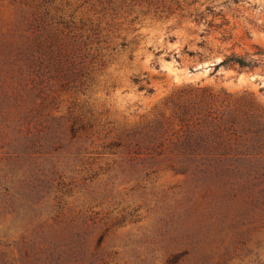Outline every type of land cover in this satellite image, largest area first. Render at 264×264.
Returning a JSON list of instances; mask_svg holds the SVG:
<instances>
[{
  "label": "rangeland",
  "instance_id": "1",
  "mask_svg": "<svg viewBox=\"0 0 264 264\" xmlns=\"http://www.w3.org/2000/svg\"><path fill=\"white\" fill-rule=\"evenodd\" d=\"M258 49L264 0H0V264H264Z\"/></svg>",
  "mask_w": 264,
  "mask_h": 264
},
{
  "label": "trees",
  "instance_id": "2",
  "mask_svg": "<svg viewBox=\"0 0 264 264\" xmlns=\"http://www.w3.org/2000/svg\"><path fill=\"white\" fill-rule=\"evenodd\" d=\"M261 63H264V50L258 49L253 55H239L236 53L225 55L224 58L215 65V68L218 69L221 66H226L239 68L240 70L254 71Z\"/></svg>",
  "mask_w": 264,
  "mask_h": 264
},
{
  "label": "water",
  "instance_id": "3",
  "mask_svg": "<svg viewBox=\"0 0 264 264\" xmlns=\"http://www.w3.org/2000/svg\"><path fill=\"white\" fill-rule=\"evenodd\" d=\"M214 65H216V64H213L212 66H214ZM254 77H255V74L250 73V74H245V78L244 79L252 80Z\"/></svg>",
  "mask_w": 264,
  "mask_h": 264
}]
</instances>
